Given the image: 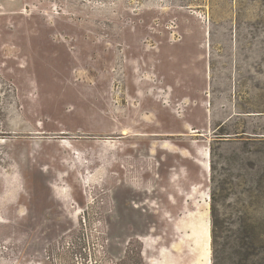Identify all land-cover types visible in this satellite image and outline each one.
<instances>
[{"label":"rangeland","instance_id":"obj_1","mask_svg":"<svg viewBox=\"0 0 264 264\" xmlns=\"http://www.w3.org/2000/svg\"><path fill=\"white\" fill-rule=\"evenodd\" d=\"M214 224L264 239V0H0V264H213Z\"/></svg>","mask_w":264,"mask_h":264},{"label":"trees","instance_id":"obj_2","mask_svg":"<svg viewBox=\"0 0 264 264\" xmlns=\"http://www.w3.org/2000/svg\"><path fill=\"white\" fill-rule=\"evenodd\" d=\"M216 227V224H214L212 232L213 264H222L225 261L228 257H225L228 248H230V254L228 253L230 264H264V256H261L262 252H264V239L257 232L256 224H252L254 231L247 236L249 241L245 245L240 243L238 238L220 243V236L216 232Z\"/></svg>","mask_w":264,"mask_h":264}]
</instances>
